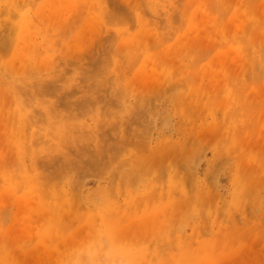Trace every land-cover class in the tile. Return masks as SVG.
Listing matches in <instances>:
<instances>
[{
	"label": "rangeland",
	"instance_id": "374dc122",
	"mask_svg": "<svg viewBox=\"0 0 264 264\" xmlns=\"http://www.w3.org/2000/svg\"><path fill=\"white\" fill-rule=\"evenodd\" d=\"M0 264H264V0H0Z\"/></svg>",
	"mask_w": 264,
	"mask_h": 264
}]
</instances>
